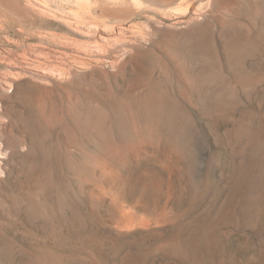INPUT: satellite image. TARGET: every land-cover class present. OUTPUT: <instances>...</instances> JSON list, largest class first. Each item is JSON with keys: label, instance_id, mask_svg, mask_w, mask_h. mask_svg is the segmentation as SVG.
I'll return each mask as SVG.
<instances>
[{"label": "rangeland", "instance_id": "rangeland-1", "mask_svg": "<svg viewBox=\"0 0 264 264\" xmlns=\"http://www.w3.org/2000/svg\"><path fill=\"white\" fill-rule=\"evenodd\" d=\"M199 3L136 16L159 51L0 68V264H264V0Z\"/></svg>", "mask_w": 264, "mask_h": 264}, {"label": "bare ground", "instance_id": "bare-ground-1", "mask_svg": "<svg viewBox=\"0 0 264 264\" xmlns=\"http://www.w3.org/2000/svg\"><path fill=\"white\" fill-rule=\"evenodd\" d=\"M158 1L161 0H0L4 7L3 13L0 12V68L14 69L16 62L14 56L16 57L17 52L26 59H32L34 55L49 57L50 53H44V50H39L40 48L50 49V52L52 49L62 55L59 58H68L67 60L82 65H86L87 60L95 58L96 61L98 58L113 61L118 52L136 57L143 44L151 45L147 48L148 53L154 49L159 51L163 43L161 37L159 38L160 30L153 27L150 28L151 32L137 34L135 27L139 23H134L136 16L145 9V12L151 10L162 18H176L188 23L195 19L189 16V9H192V13L197 14L199 18V13L205 6H202V3L194 6V2L198 0H181L176 6L159 8L153 5V2ZM104 18H112L114 21L107 26ZM8 19L14 21L13 25ZM154 22L159 24L157 20ZM44 23L56 24L57 28L61 27L64 30L66 36L59 35L62 38H56L57 36L44 33L42 26ZM10 30L19 38L18 40L12 41L9 37ZM109 32L112 33V37ZM17 81H12V84L17 85L19 82ZM262 132L264 135V128ZM22 143L23 140L18 139L13 143L5 142L4 147L12 156L18 153ZM151 185L154 189L158 187V183Z\"/></svg>", "mask_w": 264, "mask_h": 264}]
</instances>
